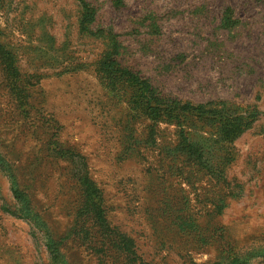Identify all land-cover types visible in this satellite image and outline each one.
Masks as SVG:
<instances>
[{
    "label": "rangeland",
    "instance_id": "rangeland-1",
    "mask_svg": "<svg viewBox=\"0 0 264 264\" xmlns=\"http://www.w3.org/2000/svg\"><path fill=\"white\" fill-rule=\"evenodd\" d=\"M0 264H264V0H0Z\"/></svg>",
    "mask_w": 264,
    "mask_h": 264
},
{
    "label": "trees",
    "instance_id": "trees-1",
    "mask_svg": "<svg viewBox=\"0 0 264 264\" xmlns=\"http://www.w3.org/2000/svg\"><path fill=\"white\" fill-rule=\"evenodd\" d=\"M145 83H143L142 85H144ZM145 91L147 93H149V89H148V85L145 84ZM145 99V98H144ZM144 111L145 114L149 117V116H155V108L150 106V102L149 100H146L144 102ZM223 131H225L227 134L231 133V136H236L239 133H241L243 131L242 125L241 124H236V125H230L229 122L225 123V125H223ZM11 190L13 195L15 196V199L19 202V204L21 205V207H25L27 204V199L26 196L22 193H20L16 187H14L13 185L11 186ZM25 213L28 215V211H25ZM100 220H98V218L96 219L97 221H99L100 223H104L103 219L101 218V216L99 215ZM48 248H52V246H48ZM55 249V248H53ZM50 253L53 255V257H55L56 259L58 258V254H57V250L55 249V251H50Z\"/></svg>",
    "mask_w": 264,
    "mask_h": 264
}]
</instances>
